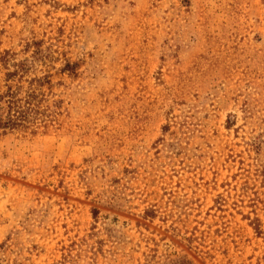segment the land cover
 Returning a JSON list of instances; mask_svg holds the SVG:
<instances>
[{"label": "rangeland", "instance_id": "1", "mask_svg": "<svg viewBox=\"0 0 264 264\" xmlns=\"http://www.w3.org/2000/svg\"><path fill=\"white\" fill-rule=\"evenodd\" d=\"M0 105V264H264V0H0Z\"/></svg>", "mask_w": 264, "mask_h": 264}, {"label": "trees", "instance_id": "2", "mask_svg": "<svg viewBox=\"0 0 264 264\" xmlns=\"http://www.w3.org/2000/svg\"><path fill=\"white\" fill-rule=\"evenodd\" d=\"M3 99H6L4 104L7 105L6 109L9 112V118L5 120L6 128H16L17 130L27 129L26 124L30 112L29 109L24 112V106H19L23 101L18 100L14 93H8ZM0 109H2L1 105Z\"/></svg>", "mask_w": 264, "mask_h": 264}]
</instances>
